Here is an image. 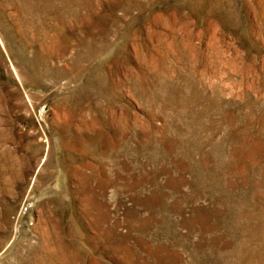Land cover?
<instances>
[{"label": "rangeland", "instance_id": "1", "mask_svg": "<svg viewBox=\"0 0 264 264\" xmlns=\"http://www.w3.org/2000/svg\"><path fill=\"white\" fill-rule=\"evenodd\" d=\"M0 264H264V0H0Z\"/></svg>", "mask_w": 264, "mask_h": 264}]
</instances>
